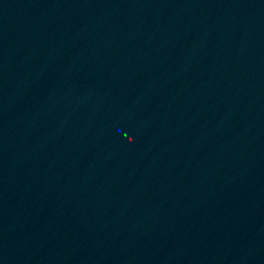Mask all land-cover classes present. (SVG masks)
Wrapping results in <instances>:
<instances>
[{"label": "water", "instance_id": "95a60500", "mask_svg": "<svg viewBox=\"0 0 264 264\" xmlns=\"http://www.w3.org/2000/svg\"><path fill=\"white\" fill-rule=\"evenodd\" d=\"M0 264H264V0H0Z\"/></svg>", "mask_w": 264, "mask_h": 264}]
</instances>
